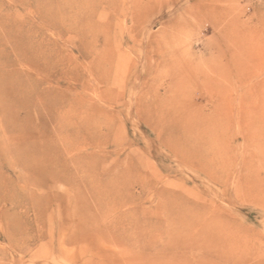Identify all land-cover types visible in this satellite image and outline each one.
Listing matches in <instances>:
<instances>
[{
  "label": "rangeland",
  "instance_id": "1",
  "mask_svg": "<svg viewBox=\"0 0 264 264\" xmlns=\"http://www.w3.org/2000/svg\"><path fill=\"white\" fill-rule=\"evenodd\" d=\"M137 1L0 0V264H264V0Z\"/></svg>",
  "mask_w": 264,
  "mask_h": 264
},
{
  "label": "bare ground",
  "instance_id": "2",
  "mask_svg": "<svg viewBox=\"0 0 264 264\" xmlns=\"http://www.w3.org/2000/svg\"><path fill=\"white\" fill-rule=\"evenodd\" d=\"M140 1V0H138ZM135 2V3H138ZM140 3V2H139ZM138 3V4H139ZM141 5V3H140ZM137 7V6H136ZM139 7H137L138 9ZM142 8V7H141ZM135 9V8H134ZM140 9V8H139ZM141 10V9H140ZM143 10V9H142ZM137 10H135V14H136ZM140 11L138 10V13ZM142 13V12H141ZM139 15V14H138ZM136 15V16H138ZM141 16V14H140ZM137 18V17H136ZM151 113V112H150ZM167 115V114H166ZM163 116V115H162ZM165 116V115H164ZM172 117V116H171ZM169 118V117H168ZM170 119V118H169ZM176 120V119H175ZM181 122V121H180ZM178 121H175V122H172L173 125H171L170 127H168V131H169V135L171 136L172 140H177L179 141V143L181 144L182 147L185 148V151H187L188 153H190L191 155H194L196 154L194 151H193V146L195 144V140H196V136H195V133L193 135L192 134V129L190 127H187L186 125H184L185 122L183 123H180ZM167 132V130H166ZM193 143V144H192ZM192 144V145H191ZM193 151V152H192Z\"/></svg>",
  "mask_w": 264,
  "mask_h": 264
}]
</instances>
